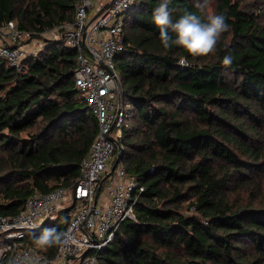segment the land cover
<instances>
[{"label": "trees", "instance_id": "1", "mask_svg": "<svg viewBox=\"0 0 264 264\" xmlns=\"http://www.w3.org/2000/svg\"><path fill=\"white\" fill-rule=\"evenodd\" d=\"M79 1L0 0V25L14 21L43 39L74 21ZM158 3L138 0L124 19L119 142L127 174L144 191L137 222L121 225L96 252L98 264H264V0H172L173 22L184 10L202 22L226 17L229 31L198 58L163 48L152 19ZM76 64L77 52L60 41L28 57L22 72L0 59V216L19 214L36 192L76 183L98 132L76 89ZM68 223L62 210L27 245L53 258L59 245L33 239Z\"/></svg>", "mask_w": 264, "mask_h": 264}, {"label": "built area", "instance_id": "2", "mask_svg": "<svg viewBox=\"0 0 264 264\" xmlns=\"http://www.w3.org/2000/svg\"><path fill=\"white\" fill-rule=\"evenodd\" d=\"M111 1V0H109ZM80 0L72 23L42 33L41 41H60L77 52L74 75L76 89L87 101L88 114L96 118L98 132L72 188L58 187L48 193L36 192L24 209L14 216H0V262L7 264H98L96 252L109 246L126 221L137 222L135 209L143 185L129 176L122 160L120 140L125 120L123 86L116 68V56L125 44L124 19L138 0ZM104 3V5H103ZM33 34L14 21L0 25V59L17 72L24 70ZM45 40V41H44ZM66 210L70 235L59 245L53 258L27 245V235L44 228ZM90 251L86 254L87 251Z\"/></svg>", "mask_w": 264, "mask_h": 264}, {"label": "clouds", "instance_id": "3", "mask_svg": "<svg viewBox=\"0 0 264 264\" xmlns=\"http://www.w3.org/2000/svg\"><path fill=\"white\" fill-rule=\"evenodd\" d=\"M132 0H129L131 3ZM172 0H159L158 6L153 9L152 19L159 29V40L164 49L178 47L193 58L204 57L216 50L221 36L230 29L223 14H211L206 22L194 12L184 10L182 16L173 22L172 13L175 8H170ZM179 63L186 66L188 61L180 59ZM233 63V56L227 54L223 57L222 64L227 67ZM69 231H60L57 227L46 228L33 242L37 247L50 248L66 244Z\"/></svg>", "mask_w": 264, "mask_h": 264}, {"label": "rangeland", "instance_id": "4", "mask_svg": "<svg viewBox=\"0 0 264 264\" xmlns=\"http://www.w3.org/2000/svg\"><path fill=\"white\" fill-rule=\"evenodd\" d=\"M208 13H211V9H208ZM42 39L40 38V39H38V38H36V39H34L33 41H30L28 44H27V46H26V49H27V51H32V49H37V47L39 46V42H41L42 43V46H41V51L42 50H44L45 48H46V45L44 44V42L43 41H41ZM45 41V40H44ZM38 52H40L39 50H38ZM118 155V154H117ZM261 193L260 194H258V203L259 202H264V180L262 181V190L260 191ZM247 197H250V198H254L253 196H251V195H249V194H247ZM62 262H64V261H62V260H60V263L62 264Z\"/></svg>", "mask_w": 264, "mask_h": 264}, {"label": "water", "instance_id": "5", "mask_svg": "<svg viewBox=\"0 0 264 264\" xmlns=\"http://www.w3.org/2000/svg\"><path fill=\"white\" fill-rule=\"evenodd\" d=\"M112 1V0H111ZM111 1H109L108 3H106L103 8L101 9L100 12L104 11L106 8L109 7ZM115 143L117 144V146L120 148V145H119V141L114 139ZM122 160V152L121 153H118V155L116 156V160H115V163L113 165V169L115 168V166ZM90 252L89 250L86 252V254Z\"/></svg>", "mask_w": 264, "mask_h": 264}, {"label": "crops", "instance_id": "6", "mask_svg": "<svg viewBox=\"0 0 264 264\" xmlns=\"http://www.w3.org/2000/svg\"><path fill=\"white\" fill-rule=\"evenodd\" d=\"M105 1L107 2V1H109V0H105ZM103 5H104V3H103Z\"/></svg>", "mask_w": 264, "mask_h": 264}]
</instances>
